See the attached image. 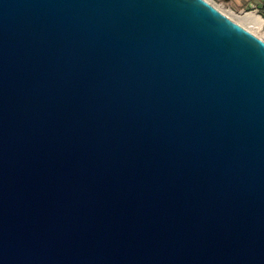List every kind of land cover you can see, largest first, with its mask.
<instances>
[{"label": "water", "instance_id": "water-1", "mask_svg": "<svg viewBox=\"0 0 264 264\" xmlns=\"http://www.w3.org/2000/svg\"><path fill=\"white\" fill-rule=\"evenodd\" d=\"M0 264H264V39L208 0H0Z\"/></svg>", "mask_w": 264, "mask_h": 264}, {"label": "rangeland", "instance_id": "rangeland-1", "mask_svg": "<svg viewBox=\"0 0 264 264\" xmlns=\"http://www.w3.org/2000/svg\"><path fill=\"white\" fill-rule=\"evenodd\" d=\"M217 8L231 16H244L248 13H254L264 21V0H208ZM253 32L262 38L264 34V22L261 30L256 26L249 27Z\"/></svg>", "mask_w": 264, "mask_h": 264}, {"label": "bare ground", "instance_id": "bare-ground-1", "mask_svg": "<svg viewBox=\"0 0 264 264\" xmlns=\"http://www.w3.org/2000/svg\"><path fill=\"white\" fill-rule=\"evenodd\" d=\"M233 19L236 20L237 22H239L240 24L244 25L245 27H248V28L251 27V26H256L258 28V30L262 29L263 22H264L262 19H260L259 16H257L256 14H254L252 12L248 13V14L242 16V17H240V16H235L234 17L233 16ZM261 36H262V39H264V34L261 35Z\"/></svg>", "mask_w": 264, "mask_h": 264}]
</instances>
